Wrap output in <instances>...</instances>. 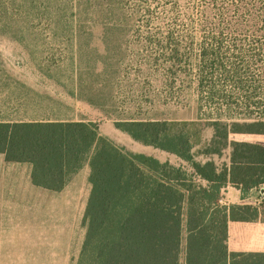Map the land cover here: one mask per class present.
Instances as JSON below:
<instances>
[{
    "label": "trees",
    "instance_id": "16d2710c",
    "mask_svg": "<svg viewBox=\"0 0 264 264\" xmlns=\"http://www.w3.org/2000/svg\"><path fill=\"white\" fill-rule=\"evenodd\" d=\"M121 6L110 14L112 28L145 29L135 34L136 50L120 53L139 59L144 94L138 100L194 102L193 121L211 128L209 142L192 152L193 121L114 123L133 141L184 164L174 166L116 145L93 122H0V154L29 164L32 184L50 191L62 190L87 164L90 193L77 264H180L183 215L184 264H262L258 254L228 252L227 225L264 223V199L260 206L219 201L227 184L242 198L264 187V144L229 141L264 136V0H125ZM226 150L227 163L217 165L212 157Z\"/></svg>",
    "mask_w": 264,
    "mask_h": 264
},
{
    "label": "rangeland",
    "instance_id": "374dc122",
    "mask_svg": "<svg viewBox=\"0 0 264 264\" xmlns=\"http://www.w3.org/2000/svg\"><path fill=\"white\" fill-rule=\"evenodd\" d=\"M122 1L0 0V119H18L26 111H48L66 120L93 122L100 135L120 147L174 166L184 165L171 154L133 141L114 126L130 117L187 124L196 117V106L190 100L186 106L138 100L144 94L143 78L135 72L139 59L120 53L126 48L136 50L135 34L145 29L123 25L124 21L120 23L126 27L112 28L110 14L120 13ZM193 122L190 129L197 133L192 152L197 154L209 142L212 130L202 121ZM229 141L264 144V136L231 135ZM228 156L226 150L221 158L212 159L220 165L227 163ZM29 175L28 164L7 163L0 155V264L60 263L48 259L52 247L64 250L63 240L71 234L70 249L75 251L85 235L79 203L69 215L45 209L41 213L42 205L29 202L24 196ZM88 175L84 164L72 176V196L90 189ZM219 204L226 205L221 200ZM54 228L60 233L57 246L50 242L55 238L51 235ZM185 237L183 215L180 264H184Z\"/></svg>",
    "mask_w": 264,
    "mask_h": 264
},
{
    "label": "crops",
    "instance_id": "0c3cea01",
    "mask_svg": "<svg viewBox=\"0 0 264 264\" xmlns=\"http://www.w3.org/2000/svg\"><path fill=\"white\" fill-rule=\"evenodd\" d=\"M0 122H75L72 120H66L60 118L56 115H50L48 111L42 112V114L32 111H26L23 115H19L18 119H0ZM2 155V154H0ZM3 156V155H2ZM4 160V156H3ZM5 161V160H4ZM6 162V161H5ZM10 163V162H7ZM20 164V163H13ZM25 164V163H23ZM29 165V164H28ZM30 166V165H29ZM31 172V166H30ZM71 179L67 182L64 188L60 191H50L43 189L37 186H34L30 180L25 181L24 185V196L30 198L31 203L34 205H42L39 207V212L47 210L49 213H63L66 212L70 215L73 213V205L76 203L80 204V215H84L85 207L88 201L90 189L80 193L77 196H72L69 190V184ZM264 199V187H260L258 190H249L244 197L242 198L241 191L227 184L221 190L220 200L224 204L228 205H238V204H258L261 200ZM44 205V206H43ZM47 205V206H46ZM68 205V206H67ZM46 206V207H45ZM60 234L57 228H54L51 235L55 236L50 242L57 246L60 243V240L56 235ZM227 248L230 253H245V254H258L262 264H264V223L257 221L252 223L246 222H232L229 221L227 225ZM84 240V238H83ZM67 245L64 250L52 249L50 250L53 253L52 256L48 257L49 260L59 261L60 263L55 264H74L73 262L77 256L80 254V243L78 248L75 251L70 249L72 238L71 234H68V237L63 240ZM83 243V241H82ZM62 262V263H61ZM67 262V263H65ZM259 263V262H258Z\"/></svg>",
    "mask_w": 264,
    "mask_h": 264
}]
</instances>
